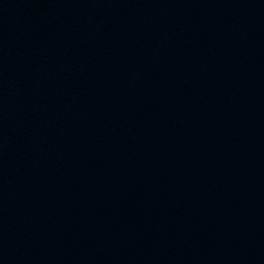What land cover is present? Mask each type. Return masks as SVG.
Instances as JSON below:
<instances>
[{"label": "water", "instance_id": "95a60500", "mask_svg": "<svg viewBox=\"0 0 264 264\" xmlns=\"http://www.w3.org/2000/svg\"><path fill=\"white\" fill-rule=\"evenodd\" d=\"M0 264H264V0H0Z\"/></svg>", "mask_w": 264, "mask_h": 264}]
</instances>
